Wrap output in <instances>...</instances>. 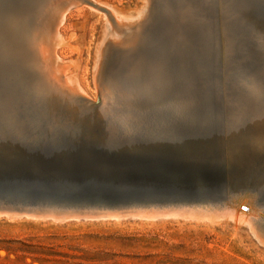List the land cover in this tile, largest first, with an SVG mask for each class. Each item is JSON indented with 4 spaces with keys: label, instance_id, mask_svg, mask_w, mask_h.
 I'll return each instance as SVG.
<instances>
[{
    "label": "water",
    "instance_id": "obj_1",
    "mask_svg": "<svg viewBox=\"0 0 264 264\" xmlns=\"http://www.w3.org/2000/svg\"><path fill=\"white\" fill-rule=\"evenodd\" d=\"M170 2L174 5L177 0ZM197 2L206 13L216 16L217 7H221L233 18L224 36L211 18L196 14L172 18L159 10V0L153 2L154 20L146 30L151 46L142 51L143 74L136 76L140 82L136 89L146 104L139 112L152 120L163 110L166 125L159 120L149 133L143 125L146 133L131 134L116 122L119 130L112 132L103 124L99 126L100 97L95 103L87 101L83 109L69 108L71 103L61 107L54 121L47 115L38 122L30 112L27 117L21 115L28 121L20 125L22 132L16 131L15 123L0 119V211L152 212L158 206L222 204L228 200L226 195L241 190L261 191L264 199V176L259 169L240 164L230 171L224 169L222 134L225 115L240 112L254 99L255 89L236 77L235 64L247 56V48L254 54L248 71L263 72L259 61H264V0ZM28 3L0 0V21L10 9L21 12ZM184 19L187 23L181 22ZM255 56L259 61L255 62ZM3 61L0 58V66ZM153 63L161 65L159 78L164 86L145 92ZM5 66L13 73L11 65ZM243 76L245 81L250 78L248 73ZM6 80L15 89L28 81L22 76ZM131 84L126 80L123 87ZM29 94L32 100V92ZM157 94L162 101L155 98ZM154 102L162 109L153 107Z\"/></svg>",
    "mask_w": 264,
    "mask_h": 264
},
{
    "label": "rangeland",
    "instance_id": "obj_2",
    "mask_svg": "<svg viewBox=\"0 0 264 264\" xmlns=\"http://www.w3.org/2000/svg\"><path fill=\"white\" fill-rule=\"evenodd\" d=\"M106 1L117 7L126 9L134 8L137 4L142 5L141 0ZM180 1L181 0H177L176 4L172 5L170 0H168L169 7H166L164 4L165 0H161L159 1L161 2L159 5V10L163 9L165 14L170 15L172 18H184L189 16V12L187 10L188 5L190 6L189 2L191 0H184L183 2ZM28 2L27 8H25L24 11L22 10L20 12L16 9H10L8 12H6V16L3 18L4 22L0 21V25H4L3 28L0 26V45L3 43L1 46L4 48L3 50V48L0 47V49H2L0 52L5 54L3 51L7 53L8 51H6V49L9 48V53L12 51L11 54L13 55V53L18 54L20 52L17 50H23L24 53H22V51L15 57L14 55L16 54H14L13 57L16 59H19L20 57V61L23 62L24 60L26 63L28 60L32 61L33 57H36L35 59L37 60L39 67L33 64L36 67L35 71L38 70L39 72V68H41V74H39L40 79H46L47 83H49L47 76L43 74L42 67L48 66L47 61L44 59V54H47L50 49V45H46L50 44L52 41L54 23L53 19H55V17L52 16L51 12L47 13L46 11L49 10L47 6L52 5L57 1L53 2L50 0H36L35 2V0H28ZM34 2L35 4L37 3L36 6H32ZM69 2L72 1L69 0ZM69 2L66 4V6L69 5ZM80 5H82L81 1H73V5L69 9L70 11H66V18L59 27L63 36L67 39L72 32L75 34L76 39L74 42L76 45L81 47L80 51H73L69 46L65 45H60L56 51L61 59L68 60L72 57L78 59L79 67L77 69L75 67H70L68 70L70 72L73 71L77 73L80 83L87 90V92L91 94L92 87H95L93 66L96 59L95 56L97 53V44L105 27L103 26V19L101 20L98 14H93V12L88 9L87 6ZM155 10L156 7L155 9H152L151 13L155 12ZM177 12L180 13L179 16ZM19 20H21V22ZM144 20L145 22H143V25L139 28L140 30H138L141 32V29H145L143 34H141V32L139 36V32L135 33L134 35L137 34L136 36L139 37L135 36L134 40L132 37L126 41L127 45L129 42L133 43V45L130 46L129 44V46H126L125 43L114 41V39L111 38V42H114L113 46L115 49H117L113 50V47H108L112 44L107 46L106 50L108 51L106 52V55L103 54L104 65L101 68L103 73H108L107 76L106 74H103L102 77L109 81L107 83L108 87L110 90L112 89V93L117 95V101H119L117 104H120L121 102V105L123 104V107L121 106L122 108L126 106L125 108L127 110H125V108L121 110L124 113L129 114V116L134 120V123L130 124L133 129H135L134 132L126 129V131H129L131 134H137V132H140V130L146 133L145 130L140 128L141 126L147 124L144 117L143 120H140L144 114L139 112L144 110L142 109V106L145 107L146 104L145 101H143V96L136 89L140 83L136 76L143 74L141 60L144 53L142 54V51L145 46H151L150 36L148 33H146V30L154 19ZM9 24L13 29L9 26ZM7 25L10 28L9 34H6L5 28ZM20 25H22L23 31H15L16 29L21 28ZM17 26L19 28H16ZM37 26L39 27L37 28ZM47 27L50 28L47 29ZM43 28L44 32H41L43 31ZM35 31H37V34L34 33ZM45 31L46 34L44 35V38H42L41 35L42 33H45ZM47 32L50 33V35H48ZM13 35L18 36V38L16 39V37ZM32 35H34L32 37L33 39L31 38ZM38 36L41 37L40 39L42 40L41 41L39 39V43L41 44L39 48L41 51L38 49L37 45V47L34 46L35 41H32L35 40V37L36 40H38ZM45 36H49L50 39L47 38L48 40L46 41ZM9 37L10 39H8ZM107 37L110 38L111 36L108 35ZM19 38H24L21 39L23 42H19ZM6 39L8 41H5ZM43 39H45L44 41L47 42L46 45L43 43ZM10 40H13L12 44L15 47L12 44L10 45ZM13 42H17L19 48L17 47L16 43L14 44ZM4 43H7L6 45H9L10 47L12 46L14 48H10L9 46L5 48L6 45H4ZM20 47L22 49H20ZM15 48H17V52L15 51ZM24 48L27 51L24 50ZM38 51L41 52V55L38 53ZM110 51L115 56H113ZM9 53L7 55L12 56ZM24 56L29 57L24 58ZM122 56L124 59H122ZM5 63L11 65V70L13 73H8L6 71V64L0 66V75H5L3 78L0 76V98L2 101L6 102L3 104L4 107H0V119L9 120V118L13 116L10 113L17 115L18 119H21L20 114L21 112L23 113L22 108L19 107L18 104L14 105L10 102V100L16 98L18 99V96L21 95V91L18 89V87L15 89L14 87L12 88L9 86L10 83L6 84V79H13V74H15L18 69L27 75L28 70L26 69L28 68H22L20 66L21 64L19 65L21 68H18L19 66L15 67L12 64V61L9 59H7ZM50 63L52 64L51 61ZM151 65L154 67V72L153 74H150V78H148L150 80L147 82V84H144L143 90L145 92L147 90L151 91L154 87L158 90H161L164 86L159 78L160 72L163 73L161 65L159 63H153ZM14 70L16 71L14 72ZM33 77L34 74L30 73V76L27 78V80L29 78L34 80L35 77ZM243 79L245 80V78ZM126 80L130 81L132 86L124 88L123 82ZM251 81L252 77L250 76V78L246 80V85L250 86ZM2 88H4L5 91H2ZM51 88H53V86ZM24 89L27 91V88ZM258 91L259 89L255 90L252 103L258 100ZM29 92L30 91H28V93ZM15 95L17 96L16 98L14 97ZM22 95L24 96L25 93ZM157 95L159 96H155L156 99H163H161L160 94ZM27 96L29 95L27 94ZM262 96L264 99L263 94ZM163 103L165 104L166 102ZM153 104V107L156 109L158 106L159 108L161 106L155 102ZM241 110L242 109L240 108V112L235 110L230 111L225 115L223 120L225 122H223L224 130L222 134L224 136V143L228 152H230V146L227 145L230 142L228 137L233 133L234 127L231 123V120L238 119L240 114H242ZM257 114H259V116H264L262 113V115H260V112ZM243 121L244 120H242V122ZM117 128L119 130V127L114 123L109 129L110 131L116 133ZM216 129H218V127H216ZM246 132H248V130L244 129L243 133L247 134ZM251 139L252 138L249 140L248 138L244 141L247 143V145H251L253 144ZM39 218L27 216L9 217L6 214H0V264H264V244L259 241L256 235L251 232L247 226L236 224L232 221L221 223H211L207 221L196 222L193 220L181 219L177 217H162L149 220L147 218L138 216L136 213L128 214L127 217L122 219H117L115 217L101 218L99 216H93L92 218L87 217L88 219L83 216L77 219L69 218L63 221L52 218Z\"/></svg>",
    "mask_w": 264,
    "mask_h": 264
},
{
    "label": "bare ground",
    "instance_id": "obj_3",
    "mask_svg": "<svg viewBox=\"0 0 264 264\" xmlns=\"http://www.w3.org/2000/svg\"><path fill=\"white\" fill-rule=\"evenodd\" d=\"M50 1H53V2L57 1L56 3L52 2L53 3L52 5L47 6V8L49 10L46 11L47 13L51 12L52 16L55 17V19H53L54 20L53 33H52L53 36H52L51 43L49 42L50 44H47V45H46V43H47L46 41L48 39H50L49 36L48 37L45 36L46 41H44L45 39H43V43H45L46 46L50 45V49H49V52L47 54L46 53L44 54L45 55L44 59H45V61H47L48 66L42 67L43 68L42 69L43 74H45L47 76V79H48L50 84L47 83L46 79H40L39 74H41V72H40L41 68H39L40 73L38 72V70L35 71L36 70L35 66L39 67L38 62L35 59L36 57L35 58L33 57L32 61L25 59L28 61L26 63L23 60V62H24L23 63L22 61H20L21 60L20 57H19V59L14 58L23 50H17L20 52L18 54L13 53V55L16 54L13 57V55L11 54L12 51H11V53H9V48H8V49H6V51H8L7 53L5 51H3L6 55L0 52V58L2 60L4 59L6 61H7V59L11 60L12 64L15 67H17L21 64L20 66L22 68L23 67L25 69H26V67L28 68V69H26V70H28L27 75H26V73L24 74L23 72H21L20 69H18V68H21L19 66L17 68L18 69L17 71L14 70V72L15 71L16 72H15V74H13V79L19 78L21 76L22 77L26 76L28 78L30 76V73L34 74V77H35L34 80H32V78L31 79L29 78L27 83H24L23 85L18 87V89L21 91V95L18 96V99L16 98L17 96L15 95L14 97L16 99L10 100V102L14 105L18 104L19 107L22 108L23 113L21 112V114H23L24 117H27L28 113L30 112L31 118H33L36 122H38L42 119V117H45V115H47L46 118L54 121L56 111L63 106L68 107L70 105V103L72 106H69V108L71 107L72 109L73 108L83 109L86 107L85 105H87V103H88L87 101H92L95 103L99 100V97H100L103 100V105H102V107L99 108V111L97 113L98 119H99V126H101V124H103L105 126V128L109 129L112 124H114V123L116 124V122H117V123H120V125L123 126L125 129L131 130V132L132 131L134 132L135 129H133V127L130 125V124L134 123L133 122L134 120L129 116V114L124 113L122 111L126 106L124 108H122L123 104L121 105V102H120V104L119 103L117 104V102H119V101H117V98H118L117 95L112 93V91H111L112 89L110 90V88L108 87L107 83L109 81H107L106 78L102 77L103 74H106V76L108 74L107 72L103 73L101 71V68L104 65L103 64V58H104L103 54L106 55V52L108 51V50H106L107 46L110 44H112V45L108 46V47H110V48L113 47V50L115 49V47L113 46L114 42L113 43L111 42V40H112L111 38H113L114 41H117V42L120 41L121 43L122 42L125 43L126 46H129V44H130V46L133 45V43H130V42L127 45L126 41L128 39H131L132 37L134 40V37L137 35V34L136 35H134V34L139 32L138 31V30H140L139 28L143 25V22H145L144 19H146V20H148V19L152 20L153 19L152 18L153 13H151V12H152V9L154 8L153 7L154 0H141L142 5L137 4L134 8H128V9L117 7V6L113 5L112 3H110L106 0H71L72 2H69V0H63V1L50 0ZM73 1H81L82 5H80V6H87L88 9H90L93 12V14H98L100 19L101 20L103 19V26L105 27V29H103L104 31H103L102 35H100L101 38H99L100 40L97 44V51H96L97 53L95 56L96 59L94 61L95 63L93 66L94 67L93 71H94L95 87L94 86L92 87L91 94H89L87 92V90L82 86V84L80 83V80L77 76V73L73 72V71L70 72L68 70V68H70V67H72V68L75 67L76 69L79 67L78 59L74 58V57H72L71 59H68V60L61 59L58 56L57 51H56L60 45L69 46L71 50L76 51V52L80 51L81 47L79 45H76L74 42V40L76 39L75 34L72 32L70 34L69 38L67 39L66 37L63 36L62 31L59 28L60 25L63 23L64 19L66 18V16H65L66 11H68L72 7ZM159 1H161V0H159ZM183 1L184 0H181L180 2H183ZM192 1L193 0H191L190 2L188 1L190 4V6L188 5V10H187L189 12L188 15L195 13L196 15L199 16L198 18L202 17V18H206L207 20L211 18V20L214 23L215 28L219 27V29L221 30V31L219 30L220 33L221 32L223 33L221 35L224 36L226 28L231 27L230 23H231L233 18L230 15H228L225 11H222L221 7H217L216 13L218 16L210 14L209 12L206 13V10H204L202 8L201 4L199 2H196L197 0L195 1V3H193ZM201 1L204 2V0H201ZM206 1L207 0H205V2ZM35 2H36V0H35ZM35 2H34V4H32V6H36L37 3L35 4ZM68 2H69V5L66 6V4H68ZM168 3H169L168 0H165L164 4L166 5V7H169ZM76 6H77V4H76ZM80 8H82V7H80ZM19 21L21 22V20H19ZM44 22H46V21H44ZM50 22H51V20H50ZM132 22H133V24H132ZM181 22L187 23V20L184 19ZM46 25H48V24H46ZM3 26H1V28H3ZM9 26H10V24H9ZM9 26L7 25L6 28L4 27L6 29V34H9V29H10ZM18 26L16 28H19ZM20 26H21V28L20 29L15 28L16 29L15 31L20 30V32H21L22 25H20ZM220 26H221V28H220ZM38 27L39 26H37V28ZM49 28L47 27V29H49ZM144 30L145 29H143V30L141 29L142 33L139 32V36H140V33L143 34ZM46 31H48V30H46ZM46 31H45V33H42V35H41L42 38H44ZM36 32L37 31H35L34 33H36ZM41 32H44V28H43V31H41ZM16 35H17V33H16ZM21 35H20V37H21ZM34 35H32L31 38ZM38 35H39V33H38ZM48 35H50V33H48ZM108 35L111 37L108 38L107 37ZM13 36L16 37V39L18 38V36H15V35H13ZM139 36H136V37H139ZM40 38L41 37H39L38 40H36V37H35V40H32V41H35L34 46L35 47L38 46V49H40L39 47L41 46V44L39 43ZM8 39H10V37ZM19 39H20L19 42H23V40H21V39H24V38H19ZM225 39H226V43L230 44V40H228V38H226V35H225ZM5 41H8V40L6 39ZM12 41H11L10 45L12 44ZM7 43H4V45H6ZM15 43H16L17 47L19 48L17 42H15ZM2 44L3 43H1V45ZM1 45H0V47L3 48ZM8 46L9 45H6V47L5 46L4 47L7 48ZM14 47H12V48H14ZM16 49L17 48H15V51H16ZM20 49H22V48L20 47ZM38 49H36V50H38ZM1 50L2 49H0V51ZM3 50H4V48H3ZM11 50H13V49H11ZM24 50H26V49L24 48ZM43 50H44V48H43ZM123 50H121V51H123ZM246 50H247V56H243L241 58V61L237 62L235 64L236 68L238 69V73L236 74V77L239 76L240 79L242 80V82L246 85L247 83L243 79L244 78L243 75H246V73H248L252 77V81L250 83V86H248V85H246V86L251 87L255 90H256V88L259 89V91H258L259 96L257 97L258 100L254 101L251 105L241 107V109H242L241 111H242L243 115L240 114L238 119H236V120L232 119L231 120V123L234 127H233V133L228 137L230 142L227 145L230 146L229 147L230 152H228V150L226 149V154H225V159H224V161H225L224 169L226 168L227 171H230V169H232L234 167V165L240 164L242 166L249 167L250 170L253 168L259 169L261 176H264V116H259V114H257L259 112H260V115L264 114L263 113V111H264V99L262 96V94L264 95V77L261 79L262 75L260 76V74H258V73H261L260 69H258L257 71H254L253 73L248 71L249 69L247 68V65L248 64L251 65V62H250V61H252L251 57L254 54L252 51H250L249 48H247ZM40 51H41V49H40ZM8 53L11 54L12 56L7 55ZM22 53H24V51ZM38 53H40V55H41V52L38 51ZM110 53L112 54L111 51H110ZM110 53H108V54H110ZM119 54H120V52H119ZM123 54H125V53H123ZM36 55H38V54H36ZM112 55L115 56L114 54H112ZM112 55H111V57H112ZM263 55H264V51H263ZM25 57L26 56H24V58ZM27 57H29V56H27ZM40 59H42V58H40ZM122 59H124L123 56H122ZM254 60H255V62H257L258 58L255 56ZM6 61H3L4 62L3 64H6L5 63ZM50 61L52 62V64L50 63ZM20 62H22V63H20ZM259 62L261 63L262 68H263L262 73H264V61H259ZM1 70H3V69H1ZM260 79H261V81H263L262 82L263 87H261V85L259 84ZM111 81H113V80H111ZM6 82H7L6 84L9 83L8 80ZM2 83H5V82H2ZM52 86L54 89L51 88ZM24 88H27V91ZM28 91H31L33 93L32 100L30 99L31 96L28 93ZM24 93H25V95L23 96L22 94H24ZM27 94L29 96H27ZM0 97H1V95H0ZM152 97L153 96H151V98ZM28 99H29V101H28ZM7 102H9V101H7ZM122 102H123V99H122ZM5 103L6 102L2 101L0 98V107H2L3 104H5ZM11 103H10V107H11ZM119 107H121V108H119ZM42 108H43V110H42ZM158 108H159V106H158ZM39 110L42 111V113ZM125 110H127V109L125 108ZM81 111H83V110H78L76 112L80 113ZM161 111H163V110H161ZM161 111H158L157 117H159V118H157V119L151 120V119H149L148 116L144 115L143 117L145 118V120L147 122V124L145 126L149 130H147L143 126H141L140 128L145 130V131L147 130V132L149 133L151 130H153L152 125L157 126L159 123V120H160L162 126L166 125V121L164 122V119L162 118L163 113H161ZM117 113L120 115L116 116ZM10 114L13 116H11L9 118V121L12 123H15L14 126L16 127V131L22 132V130H21L22 125H26L28 123V121H25L22 118L18 119L17 115H14L12 113H10ZM21 114H20V116H21ZM186 115L190 119V114L186 113ZM241 115H242V117H241ZM133 116H135V115H133ZM188 118H186L185 120L189 121ZM105 119H109L110 123H108V124L103 123V121ZM113 120H114V122H113ZM242 120H244V121L242 122ZM137 122H139V121H137ZM223 122H225V121H223ZM226 122L229 123L228 121H226ZM20 125H21V127H20ZM215 128L216 127H214L213 129H215ZM244 129L248 130V132H246L247 134L243 133ZM250 132H252V133H250ZM18 134L23 135L20 133H18ZM241 135H242V137H241ZM248 138H249V140H250V138H252L251 140H252L253 144L247 145V143L244 140H246ZM131 139H134V138L132 137ZM232 192H233V194L229 193L228 195H226L228 200L222 204L217 203V202H213V201H209V202H202L200 204H195L196 202L195 203H187L185 205H179L180 207L158 206V210H154L152 212H137L136 214L140 217L147 218L149 220L156 219V218H162V217H173V218L177 217V218H181V219L193 220L196 222L207 221V222H211V223H221V222L232 221V222H235L236 224L247 226L251 230V232H253L256 235V237L259 239V241L264 244V199L262 198L261 191H259L258 194L254 193V192H250V191H245V190H241L237 194H235L234 191H232ZM242 206H245L247 209L243 210L241 208ZM2 213L8 215L9 217H19V216H27V217H33V218L42 217V218H52L55 220L57 219V220H62V221L67 220L69 218H76L77 219V218H80L83 216L86 218L87 217L92 218L93 216H96V217L99 216L101 218H103V217H109V218L115 217L117 219H122V218L127 217L128 214H134V213H122L120 211L115 212V213H111V212L109 213L108 211H105V210L103 212H96V213H90L89 212L86 214L85 213L75 214V213L56 212L53 210H43V211L32 210V211H21L20 212V211L14 210V209L0 211V214H2ZM133 217H135V216H133Z\"/></svg>",
    "mask_w": 264,
    "mask_h": 264
}]
</instances>
